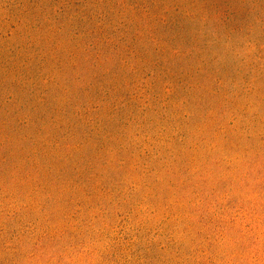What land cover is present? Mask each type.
Returning <instances> with one entry per match:
<instances>
[{"label":"rangeland","instance_id":"1","mask_svg":"<svg viewBox=\"0 0 264 264\" xmlns=\"http://www.w3.org/2000/svg\"><path fill=\"white\" fill-rule=\"evenodd\" d=\"M0 264H264V0H0Z\"/></svg>","mask_w":264,"mask_h":264}]
</instances>
